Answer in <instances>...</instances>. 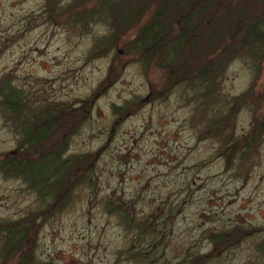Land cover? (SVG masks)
I'll list each match as a JSON object with an SVG mask.
<instances>
[{"label": "rangeland", "instance_id": "374dc122", "mask_svg": "<svg viewBox=\"0 0 264 264\" xmlns=\"http://www.w3.org/2000/svg\"><path fill=\"white\" fill-rule=\"evenodd\" d=\"M104 32L100 25L80 34L55 24L44 12V0H0V78L9 74L31 99L41 101L73 103L95 95L68 149L100 151L94 186H79L68 205L43 223L35 250L39 264H136L123 256L132 234L105 211L109 198L131 199L139 215L159 213L165 234L157 264H174L187 252L207 253L209 234L234 225L255 230L211 264H264L258 252L264 240V139L250 159L225 169L217 156L220 140L202 132L204 118L194 113L184 88L143 102L112 128V105L144 97L148 83L140 64L129 59L120 77L97 91L113 54H88ZM251 81L247 60H234L219 81L217 100L238 95ZM250 126V110L238 111L234 136L245 139ZM17 144L0 118V154ZM37 206L35 193L22 181L0 174V219L21 218Z\"/></svg>", "mask_w": 264, "mask_h": 264}, {"label": "trees", "instance_id": "16d2710c", "mask_svg": "<svg viewBox=\"0 0 264 264\" xmlns=\"http://www.w3.org/2000/svg\"><path fill=\"white\" fill-rule=\"evenodd\" d=\"M44 12L55 24L80 34L95 25L105 28L88 54H113L97 91L115 82L129 59L140 64L148 92L112 105V128L143 102L184 88L194 113L204 118L202 132L220 140L217 156L225 169L250 159L264 139V0H44ZM2 48L0 43V52ZM243 58L252 68L250 85L236 96L217 100L225 69ZM94 98L73 103L31 99L9 74L0 78V118L18 141L16 149L0 154V174L22 181L38 204L21 218L0 219V264H39L35 250L43 223L68 205L79 186H94L100 151L68 153L71 137L88 119ZM244 108L250 110L251 126L242 139L234 136V125L235 115ZM131 202L109 198L104 203L105 211L132 234L123 256L136 264H157L156 249L165 234L156 218L159 213L139 215ZM254 230L234 225L211 232L210 251L187 252L174 264H211ZM258 252L264 256V240Z\"/></svg>", "mask_w": 264, "mask_h": 264}]
</instances>
